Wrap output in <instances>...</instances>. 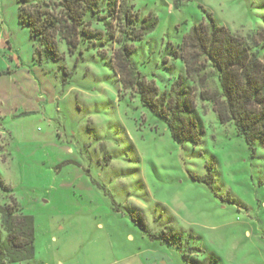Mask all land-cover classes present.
Returning <instances> with one entry per match:
<instances>
[{
  "label": "rangeland",
  "instance_id": "obj_1",
  "mask_svg": "<svg viewBox=\"0 0 264 264\" xmlns=\"http://www.w3.org/2000/svg\"><path fill=\"white\" fill-rule=\"evenodd\" d=\"M130 2L158 18L131 59L160 90L184 74L173 51L206 12L247 42L264 28V0ZM106 16L82 55L61 43L63 60L40 65L16 0H0V205L14 196L35 221L34 257L4 264H187L190 249L217 264H264V140L249 145L198 96L204 135L174 139L121 89Z\"/></svg>",
  "mask_w": 264,
  "mask_h": 264
},
{
  "label": "trees",
  "instance_id": "obj_2",
  "mask_svg": "<svg viewBox=\"0 0 264 264\" xmlns=\"http://www.w3.org/2000/svg\"><path fill=\"white\" fill-rule=\"evenodd\" d=\"M174 8L190 0H170ZM19 22L28 27L35 45L33 58L44 62L63 60L61 43L69 55H82L81 45L102 39L103 31L92 28L103 21L105 31L117 42L109 67L118 75L121 89L133 91L142 105L162 118L172 137L197 143L205 133L195 98L213 104L221 124L233 123L237 135L249 145L264 140V28L250 33L249 42L218 24L210 12L207 20L191 25L180 49L173 51L184 63V74L160 90L135 66L131 54L134 40L153 30L158 18L149 12L142 18L130 0H16ZM107 14L102 16L101 13ZM114 20L113 25L112 21ZM139 21V24L137 23ZM79 60L75 57L74 64ZM66 75L71 73L63 63ZM210 71V74L208 72ZM214 73L217 86H210ZM191 82V84L188 83ZM4 189H9L3 184ZM0 264L31 260L35 255L34 217L22 212L14 196L0 205ZM190 249L187 264H217L207 255L197 259Z\"/></svg>",
  "mask_w": 264,
  "mask_h": 264
}]
</instances>
